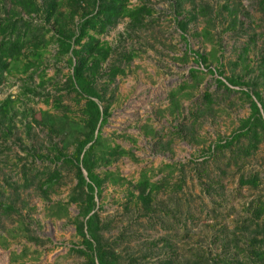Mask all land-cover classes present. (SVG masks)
I'll return each mask as SVG.
<instances>
[{
	"label": "rangeland",
	"instance_id": "obj_1",
	"mask_svg": "<svg viewBox=\"0 0 264 264\" xmlns=\"http://www.w3.org/2000/svg\"><path fill=\"white\" fill-rule=\"evenodd\" d=\"M140 3L151 7L144 25L129 29L122 17L98 35L112 49L96 78L108 103L94 168L102 179L95 209L103 241L114 264L166 258L211 264L217 255L247 260L254 222H264V210L252 214L264 202V132L247 153L213 143L248 114L241 89L257 90L264 103V5L128 0ZM4 6L0 1V16ZM177 18L185 21L183 34ZM55 52L48 41L31 78L13 69L0 80V100L11 99L10 119L0 114V264H85L73 223L80 205L75 167L56 158L53 147L71 153L84 98L65 85L70 66ZM112 66L122 71L109 78ZM215 67L221 75L208 70ZM223 75L248 85H230ZM141 173L155 182L144 207L134 186Z\"/></svg>",
	"mask_w": 264,
	"mask_h": 264
},
{
	"label": "trees",
	"instance_id": "obj_2",
	"mask_svg": "<svg viewBox=\"0 0 264 264\" xmlns=\"http://www.w3.org/2000/svg\"><path fill=\"white\" fill-rule=\"evenodd\" d=\"M8 6L3 7L0 16V80L13 69L25 74V79L31 78L39 68L43 47L48 41L56 43V54L65 56L70 72L67 74L65 85L83 97L81 106V130L74 139L70 154L54 147V156L68 161L74 167V189L78 191V213L73 218L74 230L81 237L83 247L77 250L85 257V264H114V253L107 248L103 241L101 229L103 223L95 209L96 199L101 191L102 179L95 172L96 148L102 140L99 125L108 115V103H103V96L96 85V78L101 69V63L111 52V46L106 40H100L98 35L104 33L120 18L127 17V27L138 29L143 19L151 11L145 3L129 5L128 0H0ZM264 5V0H257ZM179 5L181 0H174ZM61 6L64 8L61 9ZM210 8L203 4L200 8ZM262 7V5H261ZM210 11V9L208 10ZM202 13H205L204 11ZM77 15V20L72 18ZM38 16L40 19L34 20ZM210 19V18H209ZM40 20V21H39ZM39 21V22H38ZM51 21L52 33L45 37V23ZM71 22V24H68ZM180 33L183 34L185 21L176 19ZM198 58L203 56L195 51ZM131 54L127 55L129 58ZM194 57L195 62L199 60ZM194 67L189 72H195ZM218 75L222 74L220 68H208ZM122 71L118 66L109 70V78ZM230 85H248L239 76H222ZM218 84L229 89L220 77L215 78ZM25 91L32 88L24 85ZM248 98L249 112L238 119V125L227 136L218 138L213 143L215 148H233L236 151L244 149L247 153L260 140L264 132V103L255 89L248 91L241 89ZM11 99L7 96L0 100V114L9 120V106ZM35 120V118H32ZM245 139V143L242 141ZM117 152H124L118 149ZM109 153H114L109 150ZM238 154H235V156ZM84 171L85 173L83 174ZM53 172H50L43 183L51 182ZM241 181H246L240 178ZM136 197L141 204L147 206L152 197L155 182L149 180L143 173L136 183ZM76 198V197H75ZM1 205V204H0ZM264 210L261 201L252 209V214L258 216ZM254 232L246 242L247 260L234 259L224 255H217L211 259V264H264V222H254ZM152 264H172L171 259H162Z\"/></svg>",
	"mask_w": 264,
	"mask_h": 264
},
{
	"label": "water",
	"instance_id": "obj_3",
	"mask_svg": "<svg viewBox=\"0 0 264 264\" xmlns=\"http://www.w3.org/2000/svg\"><path fill=\"white\" fill-rule=\"evenodd\" d=\"M84 172V171H83Z\"/></svg>",
	"mask_w": 264,
	"mask_h": 264
}]
</instances>
